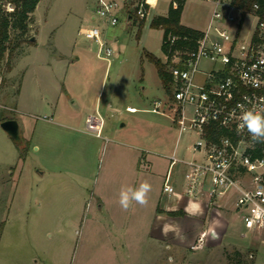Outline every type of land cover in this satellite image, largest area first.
<instances>
[{"label":"rangeland","instance_id":"374dc122","mask_svg":"<svg viewBox=\"0 0 264 264\" xmlns=\"http://www.w3.org/2000/svg\"><path fill=\"white\" fill-rule=\"evenodd\" d=\"M149 1L143 25L135 16L129 22L121 14L119 23L110 26L92 18L96 0H40L28 30H11L9 49L0 61L5 76L0 101L9 107L0 111V119H17L20 138L13 139L0 125V258L131 264L122 253L119 229L144 219L158 202L168 155H194L195 134L179 138L171 112L151 110L154 100L170 96L147 57L152 53L165 60L163 29L151 22L167 14L172 0ZM3 7L13 10L6 1ZM212 11L206 0H187L183 19L205 28ZM93 23L107 31L114 49L110 61L98 57V45L79 31ZM256 23V16L248 14L241 37ZM100 89L102 110L108 102L118 108L104 113V135L110 141L85 129L71 98L85 100ZM130 104L145 110L130 113ZM116 128L119 135L110 132ZM131 142L154 165L145 162L132 171L131 148L125 145ZM180 168L174 167V177ZM143 181L152 186L147 205L133 202L124 211L118 203L121 188ZM233 194L220 198L225 205L218 208L169 213L171 232L147 243L139 264H264V229L244 225L227 199Z\"/></svg>","mask_w":264,"mask_h":264},{"label":"built area","instance_id":"2783aa9c","mask_svg":"<svg viewBox=\"0 0 264 264\" xmlns=\"http://www.w3.org/2000/svg\"><path fill=\"white\" fill-rule=\"evenodd\" d=\"M206 1L213 5L206 28L194 46L176 49L168 66L172 95L154 100L151 108L156 112L168 109L180 134H195L192 158L178 157L175 152L169 156L162 195L186 196L218 208L225 205L220 198L235 192L227 199L240 211L244 225L253 231L263 230L264 143H254L246 129L238 134L236 127L244 109L264 105V13L257 11V3L243 15L232 0ZM149 8V0H96L93 18L115 26L121 14L129 22L134 16L138 21L146 19ZM248 14L255 15L257 23L247 37H241ZM79 31L98 45V57L110 61L114 49L99 23L82 26ZM169 40L174 43L176 36ZM4 79L0 70V95ZM8 107L0 101V111ZM127 110L136 108L127 106ZM104 125L99 111L85 118V129L97 136H102ZM176 165L185 168L182 190L174 181ZM249 221H253L251 227Z\"/></svg>","mask_w":264,"mask_h":264},{"label":"crops","instance_id":"0c3cea01","mask_svg":"<svg viewBox=\"0 0 264 264\" xmlns=\"http://www.w3.org/2000/svg\"><path fill=\"white\" fill-rule=\"evenodd\" d=\"M186 4H187V0L184 5L181 22L185 25H188L194 28H198L201 30L205 29L206 27L205 28L199 27L193 23L184 22L183 16H184ZM106 32L107 31L103 32V36L104 38L107 39ZM101 93L102 92L100 89L95 95H91V96L87 95L85 98H83L85 100L80 99V97L76 95H71L72 96L71 98H73L72 102L77 106V111H80V114H81L80 117L82 118L83 121H85L86 116L91 112L99 111L104 117L105 112L118 110L117 107L114 108L113 105L110 102H108L104 108L105 109V112H104L102 110ZM127 106H132L136 108V111L128 110V112L130 113H136V112L145 110V109L139 108L132 104L127 105ZM122 125L124 126V123ZM110 132L115 135H119L121 133V130H119V128H116V129L110 130ZM180 136L181 134L179 133V138ZM97 137L105 138L106 141L107 140L110 141V139L107 138L108 136L104 135V129H103L102 136H97ZM128 144H125V145L131 148L132 164L130 168L132 171L133 170L139 171V168L142 165H144L145 162H148L150 167L154 165V160H151V159L149 160L147 154L144 153V151L141 149V147L137 143L131 142ZM169 156L170 155L167 156L168 159H169ZM168 169H169V166L166 172L164 173L163 180H162V186H163L165 176L168 172ZM179 170L180 171L177 174V176L179 177L177 178V176H175L174 181L176 183V187L179 190H182L185 168L182 167ZM10 173H12V171ZM41 173H43V171H41ZM162 186L160 189V196H159L158 202L154 203L151 207H149L145 218L142 220L138 219L132 222L131 224H124L126 226L119 229L121 231L120 241H121V249L123 250L122 253L126 254L125 256L129 258L127 259L128 263L139 264L138 258H140L143 254H145V249L150 241L152 243H156V239H165V237L169 235V233L171 232V224H172L171 217L169 216L170 215L169 213L171 211L183 210V212L186 211V212L197 214L204 208H207V205L205 202L192 200V199L187 198L186 196H181V197L173 196L172 198L164 197L162 195ZM99 201H102L101 197H99ZM130 259L131 260L136 259V261L132 260L130 262L129 261ZM0 264H39V261L38 259H35L33 260V262H29V261L25 262L21 260V258H17L15 255L14 256L7 255L4 259L0 258Z\"/></svg>","mask_w":264,"mask_h":264},{"label":"trees","instance_id":"16d2710c","mask_svg":"<svg viewBox=\"0 0 264 264\" xmlns=\"http://www.w3.org/2000/svg\"><path fill=\"white\" fill-rule=\"evenodd\" d=\"M13 4V10H6L3 7L4 2ZM40 0H0V61L5 57L9 49L8 41L11 38V30H19L24 33L28 30L31 15L34 13ZM177 6H174V2ZM186 0H172L166 15H156L151 22L153 27L161 28L164 32L162 50L167 55L168 60L147 53L150 61L155 63L158 73L163 81L167 92L172 95L171 80L172 76L168 69L172 62L174 52L178 48L192 47L196 39L202 34V30L185 25L181 22V17ZM232 3L241 9L243 15L253 10V5L257 3L260 13H264V0H232ZM145 19L139 20L140 26ZM170 36H176L174 43L169 40ZM13 117L1 118V120L12 119ZM170 213H175L171 211ZM177 213V212H176Z\"/></svg>","mask_w":264,"mask_h":264},{"label":"clouds","instance_id":"9594fccd","mask_svg":"<svg viewBox=\"0 0 264 264\" xmlns=\"http://www.w3.org/2000/svg\"><path fill=\"white\" fill-rule=\"evenodd\" d=\"M237 133H242L246 129L254 143H264V105L252 104L244 109L237 118ZM152 190L149 182L143 181L137 187L124 186L119 193L118 203L120 207L127 211L135 202L141 206L148 203V196ZM259 219V216L256 217ZM253 221H249V227Z\"/></svg>","mask_w":264,"mask_h":264},{"label":"water","instance_id":"95a60500","mask_svg":"<svg viewBox=\"0 0 264 264\" xmlns=\"http://www.w3.org/2000/svg\"><path fill=\"white\" fill-rule=\"evenodd\" d=\"M1 127L15 140L20 138V127L16 119H6L1 122Z\"/></svg>","mask_w":264,"mask_h":264}]
</instances>
